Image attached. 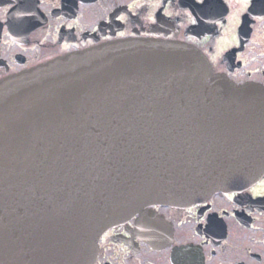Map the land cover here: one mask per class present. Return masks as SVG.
Listing matches in <instances>:
<instances>
[{"label":"water","instance_id":"1","mask_svg":"<svg viewBox=\"0 0 264 264\" xmlns=\"http://www.w3.org/2000/svg\"><path fill=\"white\" fill-rule=\"evenodd\" d=\"M263 175L264 85L192 44L116 40L0 80V264H95L104 232L136 214L158 246L147 207Z\"/></svg>","mask_w":264,"mask_h":264},{"label":"flooded vegetation","instance_id":"2","mask_svg":"<svg viewBox=\"0 0 264 264\" xmlns=\"http://www.w3.org/2000/svg\"><path fill=\"white\" fill-rule=\"evenodd\" d=\"M238 8L235 0H0V80L62 54L153 38L192 44L216 72L264 85V0L236 23ZM261 181L188 206H149L142 223L163 243L137 232L136 214L104 232L95 264H264Z\"/></svg>","mask_w":264,"mask_h":264},{"label":"snow or ice","instance_id":"3","mask_svg":"<svg viewBox=\"0 0 264 264\" xmlns=\"http://www.w3.org/2000/svg\"><path fill=\"white\" fill-rule=\"evenodd\" d=\"M235 2L239 5V8L237 12H235L229 19L235 20L236 23H239V15L241 12H245L248 10L250 4L252 3V0H235ZM197 3L201 6L207 5L210 3V0H197ZM139 6V5H137ZM159 6V4H157ZM118 19H124V17H118ZM261 19H264V17H261ZM193 23H195V20H193ZM123 35V33H121ZM205 39H208V37H205ZM261 191L259 192L260 195H264V181L260 182ZM252 191H256V189H252ZM232 197L229 196L228 199H231Z\"/></svg>","mask_w":264,"mask_h":264}]
</instances>
